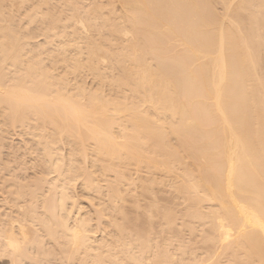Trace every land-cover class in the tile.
<instances>
[{"label": "bare ground", "instance_id": "bare-ground-1", "mask_svg": "<svg viewBox=\"0 0 264 264\" xmlns=\"http://www.w3.org/2000/svg\"><path fill=\"white\" fill-rule=\"evenodd\" d=\"M0 264H264V0H0Z\"/></svg>", "mask_w": 264, "mask_h": 264}]
</instances>
